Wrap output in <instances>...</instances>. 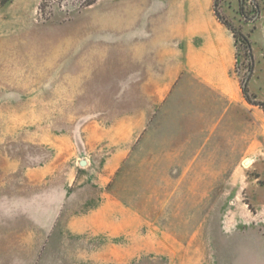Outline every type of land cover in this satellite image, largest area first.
I'll list each match as a JSON object with an SVG mask.
<instances>
[{"label":"rangeland","instance_id":"obj_1","mask_svg":"<svg viewBox=\"0 0 264 264\" xmlns=\"http://www.w3.org/2000/svg\"><path fill=\"white\" fill-rule=\"evenodd\" d=\"M81 1L43 19L39 0H0V264H264V110L237 101L195 118L211 138L168 125L139 147L156 92L132 89L116 54H101L116 50L102 42L116 26ZM255 3L218 9L250 40L252 69L238 40L232 76L264 101ZM192 159L203 169H182ZM119 219L124 234L80 232Z\"/></svg>","mask_w":264,"mask_h":264},{"label":"crops","instance_id":"obj_2","mask_svg":"<svg viewBox=\"0 0 264 264\" xmlns=\"http://www.w3.org/2000/svg\"><path fill=\"white\" fill-rule=\"evenodd\" d=\"M104 1L97 0L84 10L86 14L89 9L100 10V17L92 21L113 20L116 26L114 38L102 40L115 42L116 50L101 54H116L117 71L134 77L132 89L156 92L158 99L134 143L142 147L146 137L155 138L168 125L182 134L186 123L189 138L214 136L213 131L194 126L195 118L208 115L214 120L237 101H246L232 76L236 42L230 29L217 19L214 0ZM181 165L182 169H203L195 159ZM98 220L97 215L90 219L94 225ZM117 221L120 226H86L80 232L124 234L123 219Z\"/></svg>","mask_w":264,"mask_h":264},{"label":"trees","instance_id":"obj_3","mask_svg":"<svg viewBox=\"0 0 264 264\" xmlns=\"http://www.w3.org/2000/svg\"><path fill=\"white\" fill-rule=\"evenodd\" d=\"M95 1L97 0H85V1H81L78 2V7L82 8V7H86L88 5L93 4ZM252 2H254L256 10L258 11V4L255 3V0H251ZM56 3L58 6H61V0H39L38 3V14L43 18V19H48L51 15H52V7L53 4ZM219 6V0H214L213 2V10L214 13L217 17V19L223 23L228 29H230V31L232 32L235 42H237L238 40L241 41L245 47H246V53L250 59V66H249V71H251L252 69V62H251V49H250V40L249 37L247 35H245L240 29L236 28L228 19H226L219 11L218 9ZM239 10L240 12L243 14V0H239ZM248 79V77H246ZM242 89V93L245 97V99L253 104V105H257L258 107H260L262 110H264V101H258V100H254L251 98V96L248 93V89L247 86H241Z\"/></svg>","mask_w":264,"mask_h":264},{"label":"water","instance_id":"obj_4","mask_svg":"<svg viewBox=\"0 0 264 264\" xmlns=\"http://www.w3.org/2000/svg\"><path fill=\"white\" fill-rule=\"evenodd\" d=\"M246 82H247V78H245V80H244V82H243V86H245L246 85ZM80 164H85V161L84 160H82L81 162H80Z\"/></svg>","mask_w":264,"mask_h":264}]
</instances>
